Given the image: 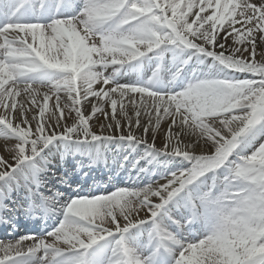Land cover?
I'll return each instance as SVG.
<instances>
[{
	"label": "snow or ice",
	"instance_id": "1",
	"mask_svg": "<svg viewBox=\"0 0 264 264\" xmlns=\"http://www.w3.org/2000/svg\"><path fill=\"white\" fill-rule=\"evenodd\" d=\"M192 137L212 151L193 154ZM0 138L16 141L0 146V211L25 190L26 215L57 217L52 243L0 242V264H264V0H0ZM116 143L117 169L178 168L53 210V150L99 163Z\"/></svg>",
	"mask_w": 264,
	"mask_h": 264
},
{
	"label": "bare ground",
	"instance_id": "2",
	"mask_svg": "<svg viewBox=\"0 0 264 264\" xmlns=\"http://www.w3.org/2000/svg\"><path fill=\"white\" fill-rule=\"evenodd\" d=\"M71 0H69V3H73V2H70ZM80 0H77V4H79ZM259 50V49H258ZM260 57L257 56V60H259ZM170 62V61H168ZM147 70H145L144 72V75H145V78L151 76V74L149 75V73ZM136 79V74L135 73H127L125 74L122 78H121V82L122 83H127V82H131V81H134ZM170 79V77H169ZM97 89H99V85L96 86ZM42 92H45V91H49V89L47 87H44L41 89ZM66 99V96L65 94L61 93V100L62 102ZM19 100L21 102H25V97L22 96L19 98ZM55 100V97H53V100H50L49 101V105H50V108H52V105H53V102ZM92 100V103H97L96 99L95 98H91ZM127 103V101L125 102ZM91 106V104H90ZM88 103H85V106H84V111L87 113L90 111V107ZM54 111V109H52ZM107 110V109H106ZM129 114L130 115H134L132 112H131V108L129 107ZM99 116V114H97ZM119 119V115L117 117ZM144 117L141 118V121L142 123H144ZM103 121V117L100 116L99 119H94L92 122H91V127H92V131L96 134H101V129L98 127V125ZM68 124H71L72 123V120H68L67 121ZM168 128V123L167 122H162L161 124V128L159 129V132H149L147 134V137L146 139L151 142L152 141V137L153 135H157V139L155 141V147L157 149H160L163 147V144H164V140H165V137H164V132L165 130ZM133 131L135 132V134L137 136H140L142 134V129H133ZM127 130H125V134H126ZM104 134H108L107 132H105ZM195 140L196 138L195 137H192L191 139H188V138H185L184 139V143H191L192 144V147L191 149H189L193 154H196V155H201V154H208L212 151L211 147L208 146V145H205L203 143V141H200V143H195ZM16 143V141L14 139H4V138H0V146H3L5 144H7L8 146L12 147L14 146ZM114 145V144H113ZM117 145H119V143H117ZM115 147H118V146H115ZM119 149V148H117ZM121 149V148H120ZM127 150V151H126ZM139 151H143V147L141 146V148L139 149ZM121 152H124V154H126L128 152V149L124 148L122 149ZM116 154H119L117 153L116 151ZM0 155H4V158L5 159H9L10 162H11V157L7 154V153H3V152H0ZM133 155H135V151H133ZM65 157V155H63V158ZM55 158H53V161H54ZM60 158L56 157V160L54 162H57ZM52 161V163H53ZM75 164H76V167L78 166V168L81 166V163H80V159H77L75 158ZM165 162V165H169L168 167L170 168V170L172 171H176L177 168H178V165L176 164L175 161H169L167 160V158H164L161 160V162ZM155 166V165H154ZM75 166H72L70 165L68 169H70V174L67 173V177L68 179H72V175H73V179L72 181H75L76 180V175L75 173L79 172L80 169H77V171H75L76 169ZM153 168V165H151L149 167V170ZM161 172H163V168L162 166H160L158 168ZM82 170V169H81ZM121 171V170H119ZM62 172V170H61ZM82 172V171H81ZM110 173L109 176H111L113 173H115V176H112V178L110 179H105V178H97L96 180H94V183L91 184V183H88V184H77L75 185V187L73 189L71 188H68L67 185L68 184H64V186L66 187H61L56 181H54L52 178H48L46 179V184H47V187L45 189H43L42 191L44 193H47L49 192V190L52 192V191H57L58 189L62 188L63 190V195H62V198L60 200H58L54 207L55 209H58L60 208L61 204L64 203L67 199H69L70 197H73L74 195H95V194H107V193H110L111 191H115L119 188H131L133 187L134 185H137V186H140L143 187L144 185H147L149 183L152 184L153 187H156L157 185L159 184H163L164 182L163 181H155V180H158L159 178H161L160 176H158L157 179L153 180V181H150L151 178L150 177H145V174L141 175V176H137V175H134V177L131 179V181L127 180V178H122L120 176H118V174L116 173V170L114 171H109ZM164 173V172H163ZM65 176V175H64ZM47 178V177H46ZM154 183V184H153ZM64 189H67V190H64ZM23 194L25 195V191L23 192ZM48 195V194H47ZM17 196V195H16ZM15 195H11V198L7 201V206L9 208V201H11L13 198L16 199ZM18 203H23L25 202L24 198H20L19 200H17ZM27 203H25L24 207L26 206ZM10 211V210H9ZM3 212V211H0V218L3 219L5 218L4 215L6 214L7 218L8 216H11L10 212ZM9 213V214H7ZM145 217V213L141 212L140 213V218H144ZM56 216H53V215H49L48 217L45 218L44 222L41 221V222H38L37 224H34L33 227H31V225H27V226H20V227H17V226H7L5 225V223H2V225H0V242H3V243H9V242H12V243H15L18 239H20L21 237H24V234H28L27 232H29V230H33V232L35 233L34 236L37 238V239H41V238H44L46 239V241L48 243H52L53 240L51 237H47V236H44L45 233H47V231H50L52 230L53 228V225L55 224V221H56ZM11 223V222H10ZM28 223H31L30 221H28ZM8 225V223H7ZM25 236H28V235H25ZM33 236V235H32ZM32 244V241H26L24 244H23V247L25 248V250L27 249V247L29 245ZM61 247L63 248L64 246L61 245ZM0 255H2V253H0ZM38 256H43V252L41 251L40 253L37 254Z\"/></svg>",
	"mask_w": 264,
	"mask_h": 264
},
{
	"label": "rangeland",
	"instance_id": "3",
	"mask_svg": "<svg viewBox=\"0 0 264 264\" xmlns=\"http://www.w3.org/2000/svg\"><path fill=\"white\" fill-rule=\"evenodd\" d=\"M248 78H251V77H248ZM91 102H92V100H91ZM89 106H90V104H89ZM90 107H91V106H90ZM159 166H163V164H162V163H159ZM166 173H167V172L162 173L161 176H164ZM160 180L163 181L164 183L166 182V181H165L164 179H162V178H161ZM160 180H159V181H160ZM159 181H158V182H159Z\"/></svg>",
	"mask_w": 264,
	"mask_h": 264
}]
</instances>
